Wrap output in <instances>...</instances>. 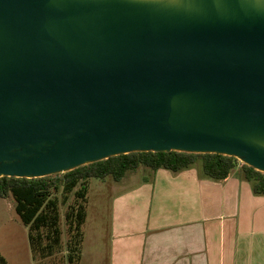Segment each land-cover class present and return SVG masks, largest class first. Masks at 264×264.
Segmentation results:
<instances>
[{"label": "water", "instance_id": "95a60500", "mask_svg": "<svg viewBox=\"0 0 264 264\" xmlns=\"http://www.w3.org/2000/svg\"><path fill=\"white\" fill-rule=\"evenodd\" d=\"M150 151L264 172V0H0V177Z\"/></svg>", "mask_w": 264, "mask_h": 264}, {"label": "crops", "instance_id": "0c3cea01", "mask_svg": "<svg viewBox=\"0 0 264 264\" xmlns=\"http://www.w3.org/2000/svg\"><path fill=\"white\" fill-rule=\"evenodd\" d=\"M107 236L81 264H264V195L238 170L214 181L200 166L160 168L117 192ZM0 252L11 264H34L28 230L1 198Z\"/></svg>", "mask_w": 264, "mask_h": 264}, {"label": "trees", "instance_id": "16d2710c", "mask_svg": "<svg viewBox=\"0 0 264 264\" xmlns=\"http://www.w3.org/2000/svg\"><path fill=\"white\" fill-rule=\"evenodd\" d=\"M145 166L151 169L145 182L160 168L178 173L200 166L203 177L222 181L238 170L264 195V172L234 156L180 151L132 152L40 178L0 177V198L10 199L28 230L34 264H81L89 203L90 180L115 182ZM0 264H11L0 252Z\"/></svg>", "mask_w": 264, "mask_h": 264}, {"label": "rangeland", "instance_id": "374dc122", "mask_svg": "<svg viewBox=\"0 0 264 264\" xmlns=\"http://www.w3.org/2000/svg\"><path fill=\"white\" fill-rule=\"evenodd\" d=\"M151 173L150 168L141 166L137 170L129 172L120 182H115L111 177L105 180L97 178L90 180L87 221L84 226L83 251L87 255L86 260L97 251L98 247H101L100 244L105 245L108 239L114 196L129 184L145 182V178L149 177ZM86 260H84V263H86Z\"/></svg>", "mask_w": 264, "mask_h": 264}]
</instances>
